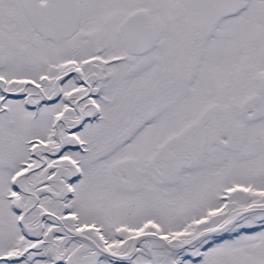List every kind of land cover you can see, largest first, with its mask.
<instances>
[{"label": "snow or ice", "instance_id": "1", "mask_svg": "<svg viewBox=\"0 0 264 264\" xmlns=\"http://www.w3.org/2000/svg\"><path fill=\"white\" fill-rule=\"evenodd\" d=\"M0 264H264V0H0Z\"/></svg>", "mask_w": 264, "mask_h": 264}]
</instances>
